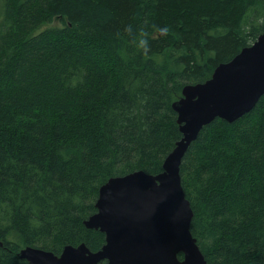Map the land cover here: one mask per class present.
Returning <instances> with one entry per match:
<instances>
[{
  "label": "trees",
  "instance_id": "trees-1",
  "mask_svg": "<svg viewBox=\"0 0 264 264\" xmlns=\"http://www.w3.org/2000/svg\"><path fill=\"white\" fill-rule=\"evenodd\" d=\"M262 34L264 0H0V264L100 250V187L161 173L183 88ZM181 176L208 264H264V96L205 126Z\"/></svg>",
  "mask_w": 264,
  "mask_h": 264
},
{
  "label": "water",
  "instance_id": "water-1",
  "mask_svg": "<svg viewBox=\"0 0 264 264\" xmlns=\"http://www.w3.org/2000/svg\"><path fill=\"white\" fill-rule=\"evenodd\" d=\"M182 93L173 103L182 138L165 158L163 171H135L100 187L97 212L84 224L105 234L102 248L92 252L84 243L68 245L56 255L27 246L21 259L29 264H208L191 232L194 211L181 165L205 126L217 118L237 121L264 96V34L220 63L209 80L186 85Z\"/></svg>",
  "mask_w": 264,
  "mask_h": 264
},
{
  "label": "rangeland",
  "instance_id": "rangeland-1",
  "mask_svg": "<svg viewBox=\"0 0 264 264\" xmlns=\"http://www.w3.org/2000/svg\"><path fill=\"white\" fill-rule=\"evenodd\" d=\"M53 25H60V23L58 22V19H55V22L53 23Z\"/></svg>",
  "mask_w": 264,
  "mask_h": 264
},
{
  "label": "flooded vegetation",
  "instance_id": "flooded-vegetation-1",
  "mask_svg": "<svg viewBox=\"0 0 264 264\" xmlns=\"http://www.w3.org/2000/svg\"><path fill=\"white\" fill-rule=\"evenodd\" d=\"M101 264H107V261L105 262V261H103Z\"/></svg>",
  "mask_w": 264,
  "mask_h": 264
}]
</instances>
